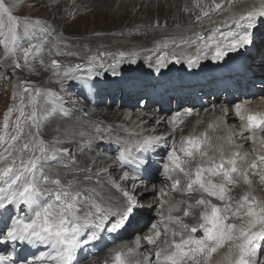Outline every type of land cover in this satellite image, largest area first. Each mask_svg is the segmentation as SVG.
<instances>
[{
    "label": "bare ground",
    "instance_id": "obj_1",
    "mask_svg": "<svg viewBox=\"0 0 264 264\" xmlns=\"http://www.w3.org/2000/svg\"><path fill=\"white\" fill-rule=\"evenodd\" d=\"M37 1L38 2L34 4L35 6H37L38 4H41L42 10H39V14L41 15V17L42 15L43 17L49 16V14L54 11L53 12L54 14L51 18L54 28L48 29V30L42 28L40 25V21L37 20L34 15L25 17L24 19L26 21L31 22V24L34 25V27H32L31 29H34L38 33V36H36L35 38L33 37L34 44H31V45H33L34 47H37L39 51H30L29 53L31 56L38 55L42 61V65L35 64L34 66H32L26 63L23 65V68L25 71L22 72L21 77L27 78V79L29 78V80L32 81L30 76L33 75V77L37 78V80H34V82H32L33 84L32 83L29 85L26 84L27 87H24L23 82L22 81L19 82V84L21 83V85L19 86V89H24L25 91L26 97H25L24 103L26 105L25 109L28 111V114L26 113L27 115L25 114L24 115L25 117L23 116V119L21 118L22 119L21 121H25L24 124L26 125L28 129L36 127L37 121H35L32 118V114L33 112H36L37 110L36 108L37 106H39L38 103L40 102L41 97L47 93L44 89H42V91H37L36 89H34V86L37 84H40L41 81L45 78L51 81H56V80H61V79L65 80L66 79L64 78L65 74H68L71 77H74L77 74L78 75L83 74L80 72L79 68L75 67L73 60L68 59L67 57H65V55L79 54L82 57V56H87V52L89 50H94V49L101 50L102 49L104 50V52L109 51L110 52L109 54L103 55L101 51L97 50L98 51L97 55L94 56V58L92 59V62L96 67L101 66L102 68L103 66L104 68V66L106 67L109 61H112V60L117 62V60L138 58L137 53L138 54L139 52L141 54L144 53V51L147 49H143V44H147L148 46L147 48L149 49L148 51L152 52V53L145 54V55H148L149 57H154L157 59L163 53L161 58L167 55L166 56V61H167L166 65H167L169 59L172 58L174 55L178 54L179 57H181L182 59H187V64H188V61L192 60V57L195 55L194 54L195 50L193 49V43L189 41H194L196 37L198 36L197 33L200 32V38H202L206 34L214 32L215 28H218V27L223 28L221 32L235 30V25L233 24L230 26L231 23L229 24L230 18L235 16L233 14V11L236 10L239 14L242 8L245 7L246 5L253 6V7L256 6L255 1H251V0H211L215 4H220L221 8L217 9L214 6L213 7L208 6V9L206 10L208 15H205L206 12H204L202 14L200 13V15L197 14L198 15L197 18L199 17V19L191 18L189 20H184L183 18L184 14L194 13V11L198 9L196 6H193L194 4L192 5V3H190L189 0H157V1L156 0H128V1L126 0H77V5L72 8V13H73L72 18L69 20H66V22H63L64 18H63L62 10L60 9L56 10L57 7L59 6L58 0H37ZM155 1L157 2V7H154ZM206 2L207 0H202L203 5L206 4ZM198 6L200 7V5ZM180 17H181V20H180ZM263 17L264 15L260 14L256 18V20L261 21ZM154 19H156V24L153 23ZM78 22L84 23V27H86V25H89V27H93V28L92 30H89V32L82 31V30L78 31L77 30ZM61 23H62V30L59 33H54V30L56 29L55 26H58ZM232 23H234V20L232 21ZM4 24L5 23L2 20H0V25H4ZM122 28H124V30H122ZM254 29H257V27H255ZM262 34L264 35V31H262ZM145 35L147 37H152V36L153 37L148 38L146 40L144 39V41L143 40L139 41L137 39L138 36H145ZM260 35L261 34H259L258 36ZM50 37H53L56 44L63 42V43H70L71 45L76 44V46L84 45L83 49L86 45L87 49L85 48L84 52H82L81 50L72 51L71 46L69 47H62L58 45L53 46L50 44V40H49ZM132 37H135V38H132ZM89 39H92V40L95 39L97 41H102V42L95 43L94 41H89ZM178 42H186V44H184L182 48L187 50V52H184L183 54H179L180 47L174 46V45H177ZM259 43H264V37L260 40ZM252 45L253 47L255 46L254 49L257 50L256 49L257 43L253 41ZM120 47H122V50H119V51L121 52L123 51V53L121 52L119 53V51H117V49H119ZM125 50L128 51L127 54H125L126 52L124 53ZM112 51L114 52L112 53ZM126 55H128V57ZM243 55L248 57L250 61H253L254 63L253 71L254 72L252 70H249L245 72V74H236V75H232V77L223 76L222 79H225L226 81L232 83L233 86L235 87L242 86L246 92H249V91L258 92V90H261L264 92V90L261 89V84L264 83V65L262 64V62H264V52L260 54V57L254 56L252 60H251V53L248 52L247 50H243ZM122 56H124L125 58L121 59ZM49 58L59 61L58 63L61 64L59 65L60 66L59 69L63 70L62 73H59V74L50 73L51 69H49L48 67ZM103 58H105V61L103 60ZM140 58L139 60H137L138 62L140 61ZM145 59H146V56H145ZM147 61L149 62V72L153 71L155 68L160 67L158 63L153 62L151 59ZM142 64H144V60ZM40 68H42V70H40ZM112 68L113 69H110V71L111 72L114 71L115 74H117L116 68L115 69L114 67ZM84 69L87 72H89L88 70L90 68L85 67ZM173 72L168 74V70H167L164 73H162L164 77L166 76L169 77L167 84H159V82L153 83L152 82L153 79H148L149 86L154 88L158 96H161L162 93H160L159 90L156 89L157 86H159L160 88L167 87L168 90H170L173 93L179 92V93H176L179 97H187L188 92L187 90L184 89V87H182L181 82L177 79H172V76H174ZM113 76H115L113 75V73H110V74L105 73L104 77L102 78H111ZM138 77L139 76H132L130 78H127L126 76H123L122 77L123 82L121 83V87L123 88L122 90L120 89V86L118 84L111 83V84H108L107 90L96 93L97 98H95L93 107L99 108V106H101V104L103 103L102 98L106 97L107 99L110 100L109 104H113L116 102L118 103V106L116 110L114 111L109 110V109H104L103 113L99 112L97 115H95L94 117L88 120H86V117L82 116L81 114H73V120H74L73 124L74 125L72 124V126L69 128L62 125L63 120L61 118L68 119L67 116L69 114L65 112V110L63 109H62L63 110L62 112L65 114L64 116L55 117L49 121H45L43 132L37 133L36 137L33 140L35 144L37 145V147L42 141L43 144L47 147L48 151L46 152V154H41V153L40 154L44 156L47 155L46 156L47 158L49 156V158L51 157L52 161H54L53 162V167H54L53 175H50L49 173L50 167L47 168V170L45 168L48 175H50L49 177H46L49 183L52 180H57V179L60 180L61 182L64 179H67V180L69 179L71 181H74L75 183L76 181L78 182L79 180H81L83 176L94 175L95 170L92 166H90V163L92 162V160L97 158L98 160H101V162H104L105 156H106L105 154L110 152V148L108 149L107 146L98 145L96 143V138H100L99 140H102L101 138L104 137L105 140H107L106 138L107 135H114V136L116 135L120 137L122 136V138L127 139L128 145L129 146L131 145L129 142L131 140L130 137L125 136L123 131L120 132L119 130H116V127L112 126L111 123L112 121H115L118 126L122 124V126L129 133H131L136 128L137 125L136 123H133L132 120L127 119L128 121L124 122L123 114L120 112L121 110L119 109L123 104L127 103L128 101L129 102L131 101V95H138V94L143 93V89L145 88V85L142 82L137 80ZM211 83H212V80H210L208 84H206V87H208L206 91L207 101H210L209 98H211L212 95H216L215 103H218L219 102L218 100L220 99L224 101L222 105V111H224L226 109V106L228 105V102H225V99L235 100L236 98L240 96V93L235 95V93L231 89V86L229 85H225L220 92L218 91L214 92L216 88H212L210 86ZM67 87H72V84L67 83L66 88ZM56 90L60 91V88H57ZM123 90H124V93H123ZM73 92L75 94L78 93V92H75V90H73ZM118 92H120V94ZM198 92L199 94H201L203 91L199 89ZM85 93L89 95L87 99V102H88L87 105H88L91 103L90 96H93V87H90L88 89L84 88V90H82V94H83L82 98H86ZM70 97L71 95L66 97L67 102H70ZM250 97L251 95L245 98L249 99ZM260 102L262 101L260 100ZM181 104H183L182 101L178 102V105H181ZM11 106L18 108L20 104L18 101H13L11 102ZM258 106L261 112L264 113V105H262V103H259ZM149 109L150 108H147L146 110L147 111L146 114L148 118V121H146L147 123L146 126L147 125H151V126L157 125L159 123V118H156L157 117L155 115L156 110L149 111ZM243 109H245V106H243ZM199 111H200V107H199ZM201 116H202V119L204 120L206 119L205 113H201ZM222 116H221V119H222ZM225 120L228 124H234L235 122V118L231 113L227 115ZM218 121L219 122L215 128H210L208 126L207 121L205 123L207 124L208 128H204V131H210L211 134L209 136L202 137L201 140L204 143L205 149L212 151L211 154L208 156V158L214 157L215 151L225 152V149L228 150L229 154L232 157V156H235L234 154H236L238 152V149L241 147L243 149V153L239 154L238 157L236 156L235 159L237 160V167L243 169V167L249 163L248 160L245 162L243 161L247 159L244 156L245 155L244 149H247L248 151L250 149L251 151L250 147L251 145L254 144V149L258 151L257 152L255 151L254 153H252L253 154L252 160L253 159L259 160L258 157L264 155V151H262L264 148V144H263L264 143V132L260 133V130H256L255 132L243 133L242 136L234 135V132H231V128H227V129L224 128L225 123L223 122V120H218ZM96 123H101V127H98ZM186 123L187 122H182V125H185ZM60 128H62L61 131L64 130V132L62 131L63 135L61 134L62 137L66 136L65 133H70V130L72 128L75 129V131L71 130V132L77 138V142L73 145L72 144L70 145V149L67 153L65 152V148L68 145L64 143L56 142L55 140H52V139L51 140L49 139V141H47L49 134H51V132L60 131L58 130ZM165 128H166L165 122L157 125L158 130H163ZM258 134H260L261 137H258V140L256 141L254 140V137ZM145 135L148 136V138L152 139L154 144L160 143V140H156L152 135H149L148 132H146ZM172 135L173 134L167 136L168 141H170V143L172 144L171 148L175 149L177 154L181 153V150H179V148L180 146H182L183 142H180L179 139L176 138L177 135H175L176 137L175 136L173 137ZM82 148H85L87 150L86 154L81 151ZM100 148H102L101 151H99ZM161 149H162L161 145H159L155 149L151 148L150 151L152 152V150H154L153 153H155L156 155H159V153L161 152ZM131 152H133V147L131 148ZM193 153L194 154L192 157L194 158V156L197 155V153H195L194 151ZM182 154H180V156H182ZM73 155H76L77 157L75 160L71 159ZM192 157H188L186 159L184 158L185 162H187ZM220 157L221 155L216 157L217 162H219ZM191 160H189V162ZM146 162H148V165L151 167H154L156 164V161L151 160V159L146 160ZM199 163L200 162L197 161L196 166ZM210 164H211V161L209 162L208 166H211ZM182 166L186 168V165L183 164ZM9 167H10V164H3L1 168H9ZM192 168L191 169L188 168L191 174H192ZM109 172H111V170H109ZM242 173L244 174V172ZM242 173H240L241 175L240 177L238 174H233L236 182L234 184H229L230 188H229V191L227 192V197L230 196L232 199L235 198L237 201H239L242 196H244L245 194H248L249 199L251 200L252 196H255V194L254 192L251 194L250 193L251 190L249 191L246 189ZM239 178L241 179L242 189H246V191L243 190L241 192L240 184L238 182ZM6 179H9V178L7 177ZM97 179H99V177H97ZM100 179H104V177H101ZM221 179L222 178H218L215 180V182L219 183L221 182ZM166 180L168 181L169 178L166 177ZM90 181L89 180L88 182L84 181L86 182L85 185H82L81 187L76 186L74 190H76L77 188H80L78 189L79 190L78 192H80L81 195H85V194L89 195L92 191H94L92 189L91 191L90 188H94L96 189L95 190L96 192H99V195H103L104 192H100L101 189L96 184L94 185L96 187L92 186L89 183ZM144 182H146L145 179H140V181L136 183V188L133 193L134 195H137L138 198L143 197V194L145 192H148L147 190H144V188L146 187H142ZM104 184L106 185V182ZM257 188H259L258 195L264 197V180L260 181L257 184ZM173 193L176 195L183 196V198H185L188 202H191L192 200L196 201L197 198L199 199L202 196L204 199H205V196L208 197L207 194L203 193L201 190H199V188H194L192 193H185L184 191H182V193H179L177 189L174 190ZM210 199L212 202L215 201L214 204H217L218 202H220L215 197H212ZM79 201H80V204L85 203V201H81L80 199ZM140 201H145V198ZM222 203L224 204L226 202L224 201ZM230 204L232 205L233 208H235L236 204L234 203H230ZM199 209L200 210L203 209V206H198V205L193 206L189 211L190 213L189 216L182 215V211H180V213L173 212L172 215L176 216V222L173 223L174 222L173 219H170V222L172 224H171V229L168 232V234L170 235L172 231L177 232L181 230L182 232H184L185 236L192 235L190 232L185 231L182 228V225L183 224H188L189 226L198 225L201 222L198 216ZM84 211L86 212V210ZM0 212H2L3 214H6L7 210L6 209L0 210ZM143 217L144 216L142 215V209L135 207V211L128 219L131 220L133 218L136 219V218H143ZM239 221H240L239 219L230 217L229 221L227 222H235L239 224ZM132 230H137L135 223H133ZM197 235H200V233L198 232ZM180 238H181L180 236H176V241H179ZM228 243H231V241L225 242L224 246L219 248L217 252L214 253L215 257L213 258V260H209L208 264H227V260L225 259V257L228 255V251H229ZM43 247L45 248V250H42V248L39 247V249L42 252L47 253L50 251L49 248L45 246ZM263 250H264V247L260 249L258 254H262ZM234 255H235V250L233 249V258H234Z\"/></svg>",
    "mask_w": 264,
    "mask_h": 264
},
{
    "label": "snow or ice",
    "instance_id": "obj_2",
    "mask_svg": "<svg viewBox=\"0 0 264 264\" xmlns=\"http://www.w3.org/2000/svg\"><path fill=\"white\" fill-rule=\"evenodd\" d=\"M217 9L221 8L220 4H216ZM264 15V10L261 11ZM205 15H208L206 12ZM255 10L250 11L246 16L242 15L234 20L235 30L221 32L222 40L215 45L211 52L213 62H222L229 53L237 52L244 49L253 43L254 17ZM7 18L9 22V31L13 33L15 39L16 34L23 24L27 30L34 27L29 21H21L19 18L12 15L11 7L0 0V20ZM199 19V17L197 18ZM241 21H244L241 23ZM219 31V29H217ZM214 38L208 37L211 41ZM23 49L25 60L30 52V48ZM163 59V58H161ZM58 62L52 61L53 65ZM160 67L165 65L158 61ZM192 60L188 61V66L191 67ZM16 67H20L17 63ZM113 75L115 72L113 71ZM66 79L72 77L65 74ZM92 79L91 69L89 76L81 81L83 87H89V81ZM39 91V90H37ZM238 117L242 121H246L244 127L252 132L259 129L264 132V113H251L246 110H241L240 105H236ZM36 113L33 112L32 118L35 119ZM8 117H5V128H7ZM4 138L0 136V141ZM16 140V136L11 137ZM158 142V141H157ZM188 147L184 149L187 157L193 156L195 149L201 156L207 155L201 150V139L190 138L186 141ZM154 146V142L150 138L144 139L139 145L141 151L150 150ZM24 148H29V144H25ZM38 151L44 154L48 151L47 147L41 143L38 145ZM128 153L127 155L125 153ZM10 154V153H9ZM131 152L127 149L122 150L118 159L122 162H127ZM239 156V153L234 154ZM3 153H0V159H3ZM43 159V155L41 156ZM211 166L197 167L194 176L189 170L184 168L181 157L173 150L168 153L174 170H179L188 178L187 191L192 192L194 186L198 185L199 190L206 193L208 197H215L224 202L229 189L227 185L234 184L235 178L233 174L243 172L242 168L237 167V160L234 158H225L221 153L219 162H216L215 157H209ZM258 159L264 162V156H259ZM133 162L140 165L146 161L140 159ZM252 168L256 167V163L252 162ZM20 167L22 171L18 174L14 173L13 168H0V182L6 184L4 187L0 184V209H5L8 206H23L26 213L23 215L13 216L11 219V227L7 228L6 232L0 233V243H9L13 245L16 242L35 246L37 243L47 247L50 251L46 254L41 252L35 257L36 261H41L50 258L54 264H76L78 254L88 245L100 240V234L107 230L109 233L118 231L121 228L119 221L110 222L111 209L101 206L95 199H92L88 205L89 211L84 215H80L79 192L73 193L71 187L62 186L60 180H52L51 183L55 186V190L43 188L42 181L48 183L46 177L42 174H37V159H29L27 162L21 160ZM169 165L165 164L164 173L167 178L171 179L169 174ZM208 173V178L204 173ZM9 173H13L14 178L10 181L6 179ZM125 173V177H127ZM210 177H221V182H214ZM244 182L250 183L246 173L243 174ZM180 181H174V185ZM127 196V193H125ZM231 201V197H227ZM128 207L126 211L131 214L135 211L134 201L128 197ZM198 206H203L200 212V223L198 225L189 226L183 224L182 228L190 232L192 235L185 236L184 232H174L173 236L179 235V241L173 240L169 248L157 249L156 258L158 261L163 259V264H208L209 258L219 248L223 247L225 242L231 241L228 255L225 257L227 264H257L258 253L264 247V203H259L253 197L249 199L248 194H245L236 202L235 208L231 204L221 208L211 201L206 200L203 196L195 201ZM189 210H184V215L189 216ZM239 219V224L235 222H227L229 219ZM179 219V218H177ZM202 232V235H197ZM159 233H157V236ZM84 237V238H82ZM148 244L155 243L154 238L146 237ZM233 249L235 255L233 258ZM131 251V250H129ZM200 257L203 260L199 259ZM147 260L148 257H145ZM114 264H126L124 253L117 251L113 257ZM0 264H15V260L11 256L0 255ZM24 264H32L30 261H25Z\"/></svg>",
    "mask_w": 264,
    "mask_h": 264
},
{
    "label": "rangeland",
    "instance_id": "obj_3",
    "mask_svg": "<svg viewBox=\"0 0 264 264\" xmlns=\"http://www.w3.org/2000/svg\"><path fill=\"white\" fill-rule=\"evenodd\" d=\"M4 1L6 3L10 2V7L12 9L11 10L12 11V15L17 17V18H19L21 21H25L24 20L25 17L34 15L35 18L40 21V25H41L42 28H44L46 30L54 28L53 27L54 25L52 24V19H51L53 14H54L53 13L54 11L51 12L49 14V16L43 17V15H42V17H41V15L39 14V10H42V8H41L42 6H41V4H38L37 6H35V4L38 2L37 0H30V1L29 0H4ZM58 1H59V4H58L59 6L57 7L56 10H59V9L62 10L63 18H64V20H63V18H62V20H63V22H66V20H69V19L72 18V16H73L72 8L77 5V0H58ZM126 1H128V0H126ZM156 1L154 3V7H157V2ZM189 1H190V3H192V5L194 4L193 6H196L198 9L196 11H194V13H191V14L188 13L189 15L188 14H184L183 15L184 20H189L191 18L195 19V18H197L198 15H200V13L202 14V13L206 12V10L208 9V6H210V7L214 6L215 7V5H216L211 0H207L206 4H204V5L202 4V0H189ZM198 5H200V7ZM180 20H181V17H180ZM2 21L5 24L4 25H0V136H2L4 139L2 141H0V144L2 143L7 148H9L13 143H16L20 137H22L21 134H24L25 135L24 137H25V139H27V143L29 144V152H27L28 154L24 153L21 156L19 162H17L18 164L16 163L17 167L14 170V173L18 174L20 171H22V168L20 167V161L21 160H24L25 162H27L29 159H37V165H38L37 174L38 175L42 174L43 177H49L50 175H53V172H54V169H53L54 168L53 167V162L54 161H52L51 157L49 158V156L47 158L46 157L47 155H45V156L43 155V159H41L42 155L37 150L38 147H37V145L35 144V142L33 140L36 137L37 133H42L43 132V129H44L45 125H41L40 123L37 122L36 127L31 128V129L30 128L28 129L26 127V130H25V128H24V125H25L24 122L25 121H21L23 119V116L26 113L28 114V111L25 109L26 105L24 103V100H25V97H26L25 96V91H24V89H19V86L21 85V83L19 84V82L22 81L23 84H24V87H27L26 84L29 85L32 82H34V80H37V78L33 77V75L30 76L32 81H30L29 78L27 79V78H22L21 77L22 72L25 71L24 68H23V65L25 63L29 64V65H32V66H34L35 64L42 65L41 58L38 55H32L31 56L30 53H29V55L27 57V60H25L23 49L29 48L31 44H34V38L36 36H38V33L34 29H31V28L26 30L23 27V24H21V26H20L17 34H16V37L14 39L13 38V33L11 31H9L10 25H9V22L7 21V18L5 17ZM153 23L156 24V19H154ZM88 27H89V25H86V27H84V23H81V22H78V24H77V30L78 31L82 30V31H88L89 32V30H92V28H93V27H89V28ZM55 28L56 29L54 30V33H59L62 30V23L59 24L58 26H55ZM122 30H124V28H122ZM146 37H147L146 35L145 36H138L137 39L139 41H142V40L144 41V39L146 40L148 38H152L153 36L152 37H147V38ZM132 38H135V37H132ZM49 40H50V44L53 45V46H55V45L62 46V47L71 46L72 51L73 50H81L82 52H84V49L87 47L85 45V47L83 49L84 45H77L76 46V44L71 45L70 43H63V42L59 43V44H56L55 40L53 39V37H50ZM89 41H94L95 43L96 42H102V41H97L95 39L94 40L89 39ZM162 44H164V43H162ZM31 46H33V45H31ZM147 47H148L147 44H143V49H147V50H145V52L142 53V54L140 52H139V54L137 53L138 58H135V59H130L129 58V59L117 60V62L112 60V61H109L108 65H107L108 67L104 66V68H103V66H102V68H101V66L96 67L93 64V62H92V59L94 58V56L97 55L98 51H101L103 55H107V54L110 53L109 51L108 52H104V50H102V49L101 50L100 49L89 50L87 52V56H82L81 57L79 54H77V55H75V54H72V55L71 54H67V55H65V57H67L68 59L73 60V63L75 65V67L79 68L80 72L83 73V74L89 73L90 69H91V75L95 74V75L99 76L100 78H102V77H104L105 73H108V74L113 73V72L110 71V69H113L112 67H114V69L116 68V70H117V74H115V76H113V77H117V76H119V74H121L123 72H126L128 69H130V66L140 67V66L146 64L148 62L147 60L152 58V57H149L148 55H145L146 53H152V52L148 51L149 49ZM258 47L262 48L263 46L261 44H257V48ZM261 48H259V49H261ZM119 50H122V47L117 49V51H119ZM30 51H39V49L37 47H31ZM113 52L114 51H112V53ZM120 52L121 51H119V53ZM127 52L128 51H126V50L124 51L125 54H127ZM121 53H123V51ZM128 55H130V54H128ZM128 55H126V56L128 57ZM145 56H146V59H145ZM122 58H125V57L122 56L121 59ZM139 58H140V61L138 62L137 60H139ZM141 59H142V61H141ZM51 60L53 61L54 59H50L49 58L48 67H49V69H51L50 73L51 74L62 73L63 70L59 69V67H60L59 65H61V64L57 63L56 65H53ZM103 60L105 61V58H103ZM143 60H144V64H142ZM57 62H59V61H57ZM17 63L20 65V67H16ZM150 63H152V62H150ZM262 64L264 65V62H262ZM85 67L90 68L88 70L89 72H87L84 69ZM40 70H42V68H40ZM77 75H75L74 77H72L69 80L68 79H65V80L61 79V80L51 81V80L45 78V79H43L41 81L40 84L35 85L34 89L39 90V91H42V89H44L47 92L44 96L47 97V98H52V99H56L58 97V95H59L58 93L64 95L66 100H67L66 97L71 95L70 102L66 103V105L68 103H70V107H67L66 111L67 112L72 111L73 114H81L82 116L86 117V120L94 117L99 112L103 113L104 109H109V110H113V111L116 110V108L118 106V103L116 102V103H113V104H109L110 103L109 99L104 97V98H102V102L103 103L101 104V106H99V108L97 107L98 109L96 108V112L95 113H92V111H91L90 114L87 115L85 110H83V112L81 113L79 107L87 106V103H88L87 99H88L89 95H87L85 93L86 98H82V96H83L82 90H84V88H81L78 91L81 94L80 96L78 95V93L75 94L73 92V90H75L76 85H75V83L72 82V79L76 78L78 76H81V75H78V76ZM93 78H95V76H92V79ZM92 79L89 81V84L91 83ZM67 83H71L72 87H67L68 88L67 89L66 88ZM79 83L80 82H78V84ZM109 84H111V83H109ZM92 87H93V96H94L95 93L98 92V89H96V88H98V86L95 85V87H96L95 88L94 85H92ZM17 88H18V90H17ZM57 88H60V91H57L56 90ZM55 90H56V94L54 96L53 92ZM118 93L120 94V92H118ZM13 101H18L20 106L18 108L14 107V106H11V102H13ZM218 101L219 102L216 103V104H217V107L219 108V112L216 113V115H220L219 113L221 112L222 105H223V103L221 102L222 99H220ZM38 105H39V103H38ZM38 107L39 106H37L36 109H38ZM125 107H126L125 104H123L120 107L119 110H122ZM73 114L70 116V119L61 118L63 120V124H62L63 126H66L67 128L72 126V124L74 123ZM6 116L8 117V121H7V125L8 126H7V128H5V117ZM34 120L36 121V119H34ZM46 121H48V120H46ZM90 123H92V122H90ZM96 125L98 127H101V123H96ZM111 125L115 126L116 130H119L118 129V125L116 124L115 121H112ZM61 129L62 128L58 129L60 131H57V132H51V134H49V136H48V140L47 141H49V139L50 140L52 139V140H55L56 142L64 143V144L68 145L65 148V152L67 153L69 151V149H70V145L71 144L73 145V144H75L77 142V138L71 132V130L75 131V129L72 128L70 130V133H65L66 134L65 137H62L64 130H62L63 131L62 132ZM17 131L19 132L18 134H17ZM60 132H62V133H60ZM120 132H122V131H120ZM13 135L16 136V140H12L11 139V137ZM181 135H182V133H178L177 137L175 136L176 138L179 139L180 142H182L180 140ZM118 137H120V136L107 135L106 136L107 140H105L104 137L101 138L102 140H99L100 138H96V143L98 145L110 146V145H112V143L114 142L115 139H118ZM120 138H122V136ZM184 144L185 143L183 142L182 145H184ZM252 146H254V144ZM262 146H263V144H262ZM81 151L83 153H85V154L87 153V150L85 148H82ZM99 151H101V149H99ZM153 151L154 150H152V152ZM211 152L212 151H210V150H206V153H207L208 156L211 154ZM221 153H223V155H224L223 151H221V152H216L215 151V154H214L215 160H216L217 156L221 155ZM44 154H46V153H44ZM199 156H200V154H199ZM199 156L197 154V155L194 156V158L192 157V158L189 159V160L192 159L190 162H189V160L187 162H185L187 170H189L188 168L191 169L192 168L191 166L194 167L196 165V162L199 159L201 160V158H199ZM95 157H97V156H95ZM76 158H77L76 155H73L71 157L72 160H75ZM232 158L235 159L236 156H232ZM100 162H101V160H98L97 158H95L90 163V166H92L94 168V170H95V174L94 175H92V176H83L81 180H79L78 182L76 181L75 183H74V181H71L69 179L68 180L64 179L61 182V185L62 186H69V184H70V187L72 188L71 189L72 192L74 191L73 193H75V192L79 191L78 189H80V188H77L76 190H74V188L76 186H78V187L80 186L81 187L82 185H85L86 182H84V181L88 182V180L89 181L91 180L89 183L92 186H94L96 184L101 189L100 192L108 193V192L113 191V193H115V195H118V192H121V190H122V192L125 193L127 191V188L122 186V185L119 187L120 190H113V189L108 188L107 185L104 184L106 182L107 178H104V179H100V178L103 177V176L107 177L106 176L107 175L106 174V168L104 167L105 166L104 162H101V163ZM209 162H210V160H209ZM41 163H44V164L47 165V166L44 165V164H43L44 166L42 165V170L43 171L40 168ZM45 168H46V170H47V168L50 169V171L48 169L50 175H48V173L45 170ZM238 175H239V177L241 176L240 174H238ZM11 176H12V174L8 175V178L10 179ZM97 177H99L100 180L97 179ZM86 179H88V180H86ZM82 181H83L84 184L82 183ZM213 181L215 182V180H213ZM238 182L240 184L241 192L243 190L246 191V189H242V184H241V179L240 178L238 179ZM45 184H47V183H44L42 181L41 186L43 188H47L49 186L48 188L49 189L50 188L51 189L54 188L53 190H55V188L57 187V186L55 187V185H53L51 182L49 184H47V185H45ZM2 185L3 186L5 185L4 187L7 186L6 184H2ZM94 187H96V186H94ZM227 188L228 189L230 188L229 185H227ZM91 189L94 190V191H92ZM258 189L259 188H257L256 185L254 186V184H253V188L250 189L252 192L250 190L249 191H250L251 194L253 192L255 194V196H252V198L254 197L255 200L257 202H259V203H264V197L258 195ZM90 190L92 192L89 195L85 194V195L79 196V199L81 201H85V203H84L85 205L84 206L80 204L81 205V207H80L81 211H79V213H78L80 215H84L87 211L90 210L88 205L90 204L92 199L97 200V198L100 196L99 192L95 191L96 189L90 188ZM95 196L97 198H95ZM210 198H212V197H206L205 196L206 200L211 201ZM179 201H180V204L175 205L174 209L176 211L175 213H180V211H182V215H184V210L185 209H188L190 211V209L193 206L196 205L195 204V200H192L191 202H188L185 198H180ZM225 202L226 203L223 204L222 201H220L216 205H218L219 207L223 208V207L227 206L228 203L229 204L230 203L236 204L237 200L234 198V199H231V201H229L227 199V195H226ZM211 203L214 204L215 201H213V202L211 201ZM21 207H23V206H21ZM141 209H143V208H141ZM84 210H86V212ZM202 210L203 209H201V210L199 209V212H201ZM199 212H198V216L200 217V213ZM172 217H174V218H171V219H175L176 220V216L172 215ZM240 222L241 221H239V223ZM177 232H182V231L180 230V231H177ZM199 233H200V235L202 234V232H199ZM170 235H171V233H170ZM177 236H179V235H177ZM40 247L42 248V250H45V248L43 246L40 245ZM107 252H108V250L106 249L103 253H100L98 256H96V258H95V256H92L91 259L97 260V262L99 264V261H102V259H103L102 256H104V254L107 253ZM199 259L203 260L202 257H200ZM93 264H95V263H93ZM103 264H114V262L103 263Z\"/></svg>",
    "mask_w": 264,
    "mask_h": 264
},
{
    "label": "water",
    "instance_id": "obj_4",
    "mask_svg": "<svg viewBox=\"0 0 264 264\" xmlns=\"http://www.w3.org/2000/svg\"><path fill=\"white\" fill-rule=\"evenodd\" d=\"M174 65V61H173V63H172V66Z\"/></svg>",
    "mask_w": 264,
    "mask_h": 264
}]
</instances>
